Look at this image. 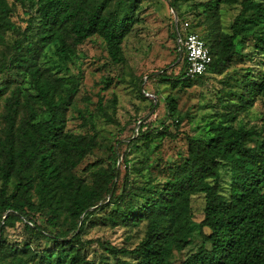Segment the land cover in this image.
<instances>
[{"label": "trees", "instance_id": "trees-1", "mask_svg": "<svg viewBox=\"0 0 264 264\" xmlns=\"http://www.w3.org/2000/svg\"><path fill=\"white\" fill-rule=\"evenodd\" d=\"M167 1L176 13L181 39L180 25L189 21L212 59L202 76L184 78L187 63L173 18L179 70L173 79L164 78V71L155 74L172 90L191 89L206 73L224 74L235 59L243 57L246 45L264 59V1L194 3L190 7L197 13L191 21L179 13L181 0ZM142 2L0 0V76L15 71L26 76L29 85L24 89L12 79L0 82V264H173L176 253L193 243L192 199L197 195L203 198L202 220L196 224L201 244L179 264H264V133L234 125L255 98L264 96V69L248 70L242 76L238 91L226 104L228 110L210 122L209 136L186 137V155L160 170L162 179L150 165L130 167L125 154L121 175L119 141L106 144L102 158L85 166L86 176L77 173L103 144L92 115L81 117L80 124L90 132L66 129L79 81L54 74L43 59L50 52L58 62L68 63L80 46L98 37L109 63L125 64L122 43L139 22ZM234 4L240 10L225 32L219 11ZM18 7L26 9L24 27L13 20ZM139 94L144 98L145 90L139 89ZM164 101L177 126L182 117L175 98L168 95ZM97 102L98 113L115 124L102 98ZM144 128L139 124L137 136L123 143L136 148L135 140L173 136L165 124L159 131ZM100 212L104 214L99 216ZM16 223L22 224L28 237L18 245L6 238L7 229ZM141 225L143 236L132 249L84 239L91 226L133 229ZM41 243L46 246L40 248ZM96 247L101 251L97 261L86 255Z\"/></svg>", "mask_w": 264, "mask_h": 264}, {"label": "rangeland", "instance_id": "rangeland-1", "mask_svg": "<svg viewBox=\"0 0 264 264\" xmlns=\"http://www.w3.org/2000/svg\"><path fill=\"white\" fill-rule=\"evenodd\" d=\"M206 1L181 0L179 1V13L191 21L197 12L193 11L190 6ZM33 2L35 3L36 0ZM28 6L27 3V9ZM203 9L200 7L198 12L201 13ZM25 10V8L18 7L17 14L13 18L22 27L25 26L23 19L27 18L24 14ZM239 10V4L221 7L219 15L223 31L229 32ZM174 14L176 15L170 9L167 0H143L138 15L139 22L122 43L126 59V63L123 65L113 66L109 63L105 45L98 37H93L80 46L76 57L68 63L58 62L50 52L44 57V65L50 66L54 74L62 77H76L79 81L74 106L67 113L66 129L74 133L90 132L88 127L82 128L80 124L82 123L81 117L88 118L89 115H92L98 139L103 144L78 167L77 173L82 177L87 175L82 171L87 164L102 158L105 146L114 145L119 141L120 143H117L116 146L119 151L118 166L121 175L124 174L122 155L125 154L131 161L130 167L150 165L153 168V174L162 179V174H159V171L180 156L186 155V137L206 139L209 136L210 122L216 121L218 114L228 110L226 104L230 102L231 93L238 91V81L242 76L248 70L256 72L264 69V59L253 53L250 45H246L241 50L243 57L235 59L224 74L206 73L204 80L191 89L172 90L168 83L161 82L155 74H162L164 71L166 74L164 78L173 79L179 70V66H177L179 57H177L172 34ZM198 32L203 34L201 29ZM146 76L148 78L144 80ZM6 79L14 80L15 84L24 89L29 86L27 77L19 75L15 71L0 76V82ZM108 81L110 83L107 86ZM139 89L145 90V93L150 94L151 97L143 95V98L139 94ZM168 95L175 98L177 111L182 117L177 126L172 124V120L168 116L169 111L164 101ZM98 98H102L103 105L115 120V124L109 123L98 113ZM114 100L115 104H113ZM155 103L157 106L151 108V105ZM139 124L154 131L161 130L163 124L168 125L169 132L174 137L152 136L153 138L150 140H135L136 148L123 143L124 140L137 136ZM234 125L245 128L255 127L264 133V96L255 98L246 112L238 115ZM131 177L136 178V175L133 174ZM192 209L194 214L193 243L181 253H176L173 264H179L201 244V239L196 233V224L202 220V196L193 197ZM103 214L104 212H100L98 215ZM38 222L41 223L42 220L39 219ZM142 236L143 225L133 229L91 226L86 229L84 239H100L117 248L132 249ZM6 238L9 243L14 245L22 244L28 240L21 223H16L13 228L7 229ZM40 246L43 248L46 245L41 243ZM86 253L87 257L97 261L101 251L96 247Z\"/></svg>", "mask_w": 264, "mask_h": 264}, {"label": "built area", "instance_id": "built-area-1", "mask_svg": "<svg viewBox=\"0 0 264 264\" xmlns=\"http://www.w3.org/2000/svg\"><path fill=\"white\" fill-rule=\"evenodd\" d=\"M174 26L179 50L182 48L187 63L184 78L192 79L202 76L207 71L212 61L205 42L196 32L190 29L191 24L189 21H184L180 25V30L184 33L182 39L179 33L177 17L176 19L174 18ZM145 96L151 97L148 93H145Z\"/></svg>", "mask_w": 264, "mask_h": 264}, {"label": "water", "instance_id": "water-1", "mask_svg": "<svg viewBox=\"0 0 264 264\" xmlns=\"http://www.w3.org/2000/svg\"><path fill=\"white\" fill-rule=\"evenodd\" d=\"M172 12L175 13L174 10H172ZM176 17H177V16L174 14V18H175V19H176ZM179 60H180V58H179ZM179 60H178V61H179Z\"/></svg>", "mask_w": 264, "mask_h": 264}]
</instances>
